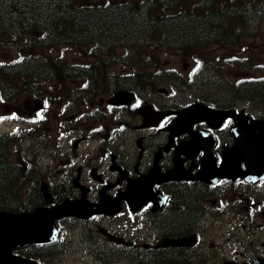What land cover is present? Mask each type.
I'll list each match as a JSON object with an SVG mask.
<instances>
[{
	"label": "flooded vegetation",
	"instance_id": "1",
	"mask_svg": "<svg viewBox=\"0 0 264 264\" xmlns=\"http://www.w3.org/2000/svg\"><path fill=\"white\" fill-rule=\"evenodd\" d=\"M208 103L219 108H236L225 102L209 100ZM96 104L100 106V112L94 116V121L105 115L108 112L106 108L109 107L107 98L103 96L99 97ZM7 105H1L0 102V106L8 108ZM22 107L28 113L31 111L24 105ZM119 107L120 111L116 116H107L109 129L115 123H128L124 115L139 121L135 114L138 112L136 108V112H132L129 110L132 107L128 105ZM14 108L17 111L20 109ZM232 121L233 118L229 117L226 120L228 124L224 126L222 120L197 119L193 124L173 129L165 123L159 127L154 140L147 138V134H139L137 140L141 137V143L131 155L122 153V144H118L117 139L112 137L117 134L110 133L103 124L101 128L96 127L92 135L96 144L94 163H85V160L77 164L75 156L74 162L68 159L72 164L67 168L60 167L64 152L67 151L58 143L61 136L50 142V134L47 132L36 134L37 138L28 133L21 140L30 139L32 143L25 154H19L21 166L14 147L17 142L4 155L5 163L12 172V187L20 188L22 183H30L27 189L28 202L15 210L46 205L40 189L47 186L54 193L55 201L67 198L83 202L75 207L77 216L62 220L77 224L101 219L88 234L101 239V242L94 243L93 254L107 251L108 255L120 259H135L131 264H158V261L170 264H264V242H261L259 236L252 239L251 235L247 244L225 245L215 243L205 234L209 229L202 228L209 226L210 221L219 222L222 216L225 219H236L237 210L228 208L229 190L236 192L243 189L249 194L251 187L255 186L253 193L257 199L252 204H260V214L264 216V178L254 183H249L246 179L231 181L222 175H218L215 181L208 180L215 175L211 174V169L223 172L224 152L233 142ZM39 137L42 142L38 141ZM89 138L88 133H82L77 137L67 136V141L75 151L79 144ZM1 152L3 153L2 149ZM38 153L51 158L57 165L38 166L40 160L35 159ZM174 169L178 170L177 174L173 173ZM140 179H145L146 183H142ZM103 203H110V206ZM116 206L121 209L119 212L112 211ZM244 207L247 209V206ZM93 208L97 213L88 221L83 219L82 216ZM99 209L107 211L99 213ZM182 210L192 216L190 225L184 229L170 228L174 224L175 214ZM107 222H112L113 226L109 227ZM102 227L123 236L130 243L108 240L100 232ZM230 230L233 234L229 236L235 237V231L239 229ZM184 236L193 238L181 243L173 241Z\"/></svg>",
	"mask_w": 264,
	"mask_h": 264
},
{
	"label": "rangeland",
	"instance_id": "2",
	"mask_svg": "<svg viewBox=\"0 0 264 264\" xmlns=\"http://www.w3.org/2000/svg\"><path fill=\"white\" fill-rule=\"evenodd\" d=\"M2 47H0V62H7L18 56L14 51ZM206 47L203 51L164 47L156 48L154 51L150 47L140 50L133 49L125 53L128 55V59L124 65L116 64L110 69L122 72L125 68L131 73V77L137 76L140 79L152 81L150 84L151 91L159 93L160 100L158 103L168 104L175 109L181 108L186 103L196 99L207 103L210 100L217 103L225 102L227 105L233 104L245 108L248 113L259 117L263 116L264 26L261 27L260 31L243 36L234 42L208 43ZM44 49L51 55H64L65 59H69L74 65L83 61V58L79 56H86L84 52L87 51L86 48L76 43L66 42L63 44L55 41L49 46H44ZM128 63H140L142 66L138 64L129 66ZM169 76L188 79L190 83L186 85L180 79H167ZM164 78L165 81L161 83ZM65 81L46 80L40 87L37 96L47 103L44 112H48L49 115L45 123L39 124V114L32 111L29 114L28 110L22 107L24 100L31 98L32 95L28 87L25 86L27 83L17 85L18 92L10 95L9 103H7L8 108L2 106L0 113L12 112L15 110L14 107H19L20 110L16 113L21 118L20 123L24 125L22 130L31 132L34 138H37L35 135L38 133L47 132L50 134V142H54L58 136H61L58 143L67 149L64 152L63 163L67 162L68 158L74 162L75 156L77 164L83 163L85 160V163H94V145L96 146L94 138H89V140L79 144L74 151L71 143L67 141V136L77 137L82 133L89 132L92 137L94 127L100 128L103 124L110 131L107 117L105 119L100 116L94 121V116L100 112L95 111V108L100 109V106L96 104L99 96H95L89 102L79 98H76L72 103L66 102L65 99L69 95V91L78 92L84 85L80 80H75V84L68 79V82ZM254 81H257L259 85H252ZM148 102L151 103L149 100ZM177 105L179 107H176ZM147 106L149 105L147 104ZM108 109L106 108V110ZM17 116H14L9 123L17 122ZM124 118L128 122L129 128L117 142L122 144V153L131 155L138 149L137 136L145 134L148 129H138L136 120L129 115H124ZM2 126L3 131L10 130L12 125L9 126L3 122ZM116 126L115 123L111 128ZM113 131L111 130L110 133ZM22 137V134L19 133L14 141L4 143V146L7 145L6 148H9L17 142L14 147H16V156L20 166L19 154H25L26 149H29L32 143L30 139L22 141ZM38 141L42 142L43 140L39 137ZM30 156L33 158V155ZM22 158L26 160L25 157ZM35 159L40 160L38 166L46 167L47 164H51L48 158L40 156L39 153L35 155ZM71 162L65 163L61 167L67 168L72 164ZM29 186V182H24L18 188L22 203L28 202L27 189ZM254 187H251L249 194H246L247 192L243 189H238L236 192L229 190L230 205L228 208L237 210L236 220L233 222L229 218L223 220L225 218L222 216L219 222L210 221V226H202L203 229H209L205 234H208L211 240L218 244L241 245L247 244V240L252 235V239L259 236L261 242H264V216L260 214L261 205L252 204L257 199L253 193ZM244 206H247V209ZM99 222L101 219H96L90 223L82 222L83 225L91 226L89 231H85L82 225L74 226L72 223H63L62 238L68 241L65 246L53 252L46 251L41 255H36L34 252H26V254L37 257L44 264H84V261L91 264H131L132 260L135 259H120L117 256L105 255L104 253L105 256L96 261L93 255L84 252L83 247L85 245L90 246L95 242H101V239L94 237V234L90 239H87L86 236V233L89 234L90 230H93L96 223ZM107 225L112 227L113 223L107 222ZM115 225L118 226V224ZM230 228L239 229L235 231V237L229 236L233 234Z\"/></svg>",
	"mask_w": 264,
	"mask_h": 264
},
{
	"label": "trees",
	"instance_id": "3",
	"mask_svg": "<svg viewBox=\"0 0 264 264\" xmlns=\"http://www.w3.org/2000/svg\"><path fill=\"white\" fill-rule=\"evenodd\" d=\"M263 25L264 0H0V43L23 55L0 65V87L12 86L5 75L13 68L12 72L32 79L62 69L61 79L78 76L94 83V76L101 75V67L89 60L74 71L65 59L38 50L53 41L88 43V54L94 51V42L109 55L118 45L203 51L208 43L234 42ZM4 32L14 37H1ZM1 139L0 205L13 207L12 172L1 152L5 150ZM192 219L187 211H179L170 228H187Z\"/></svg>",
	"mask_w": 264,
	"mask_h": 264
},
{
	"label": "water",
	"instance_id": "4",
	"mask_svg": "<svg viewBox=\"0 0 264 264\" xmlns=\"http://www.w3.org/2000/svg\"><path fill=\"white\" fill-rule=\"evenodd\" d=\"M32 106H35L33 104ZM39 105L37 104L35 108ZM219 118L222 120L228 115H234L233 111H219ZM208 117V115L206 116ZM236 143L226 149L224 156L226 160H245L251 169H264V119H250L247 121H237ZM243 173H246L244 171ZM62 207V206H61ZM47 218L36 213L13 215L0 211V264H12L14 260H20L14 264H37L30 259L14 256L12 248L21 239H27L34 230H39V234L47 236L50 233L52 222L46 221ZM33 237L36 235H32ZM45 238V237H44ZM23 261V262H22ZM25 261V262H24Z\"/></svg>",
	"mask_w": 264,
	"mask_h": 264
}]
</instances>
